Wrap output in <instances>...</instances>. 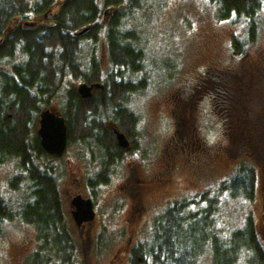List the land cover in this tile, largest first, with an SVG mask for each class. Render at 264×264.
<instances>
[{"label": "rangeland", "instance_id": "obj_1", "mask_svg": "<svg viewBox=\"0 0 264 264\" xmlns=\"http://www.w3.org/2000/svg\"><path fill=\"white\" fill-rule=\"evenodd\" d=\"M26 1L32 5L38 0ZM64 1L54 0L45 16L32 15L29 20H22L23 24L52 26V19ZM138 2L135 10L122 17L118 27L121 34L129 36L130 47L139 54V62L134 64L138 69L134 73L127 71L118 80L142 87L141 91L130 94L123 105L136 121L129 124L124 118L117 119L115 114L121 116L119 110L113 111V116L96 119L92 116L93 109L86 106L84 120L95 133L88 136L89 141L81 142L85 145L68 141L65 153L59 157L42 147L38 134L42 115L50 111L63 117L66 95L80 96L78 89L83 85L91 87V96L95 97L97 90L104 89L103 84L88 85L84 81L91 75L92 62L100 65L105 83L110 77L112 66L106 29L121 7H100L97 22L101 21L102 27L95 44L85 39L88 28L82 29H87L85 37L78 34L81 29L74 35L81 42L77 63L83 74L75 79L66 72L53 96H50L51 85L45 88L49 94L44 104L36 110L32 107L27 123V133L33 141L38 136L45 154L36 152L33 156L40 157L37 161L44 171H53L58 185L64 213L59 232L73 240L71 263L141 264L131 262L133 251L140 245H151L160 216L175 203L191 205L202 201V195L214 199L220 186L234 180L242 165L255 173L252 202H246L238 192L231 196L226 190L221 192L213 216L204 212L211 200L202 201V208L189 206L184 215L197 220L201 217L204 221L209 218L214 225L212 238L217 237L221 243L228 242L233 233L244 228L247 218L252 217L257 238L264 247V8L256 18V37L250 43L248 20L234 16L221 21L217 5L209 0ZM233 40L242 43V55L234 54ZM23 47V42H19L12 58L0 61V76H6L0 79V119H5L3 106L11 100L2 90L4 79L7 78L6 84L15 80L18 71L29 62V56L22 53ZM30 90L36 96V91ZM112 125L132 142L129 153H121L115 145L117 134L111 130ZM32 140L26 141L27 148L32 149ZM19 164L17 158L0 162V198L13 215L3 221L0 264H24L38 243L35 228L24 224L19 217L34 203V188L27 169ZM135 165L144 177L161 174L170 165L175 169L167 175L169 184L148 186L144 200L137 202L133 185L129 184ZM77 195L85 200L93 196L95 223L86 235L72 213V208L75 209L72 202ZM139 204L144 211L132 222L129 215ZM136 255L141 262L142 255ZM196 264H213L211 241ZM234 264H255L253 253L240 248Z\"/></svg>", "mask_w": 264, "mask_h": 264}, {"label": "trees", "instance_id": "obj_2", "mask_svg": "<svg viewBox=\"0 0 264 264\" xmlns=\"http://www.w3.org/2000/svg\"><path fill=\"white\" fill-rule=\"evenodd\" d=\"M138 1L65 0L61 10L52 19L53 25L48 26L35 25V23L23 24L22 20H29L32 15L45 16L48 9L53 6L54 0H38L32 5L26 0H0V42L5 38V34L8 35L0 48V61L12 58L19 42L24 44L22 53L29 56L28 64L18 71V77L15 80L11 79L6 84L7 78L4 79L5 87L2 90L11 100H7L3 106L5 119H0V162L17 158L20 161V167L27 169L28 180L32 185L31 188H34L32 192L34 203L29 204L19 216L24 224L34 227L37 231V248L24 264H72V258H74L72 238H66L59 232L64 213L53 171L48 169L44 171L37 161L40 157L33 156L36 152L45 154L42 152L38 136L36 135L33 141L30 133H27L30 112L33 113L32 107L36 110L44 104L45 96L49 94H46L49 91H45V88L49 85H51L50 96L55 95L58 82L66 72L73 75L75 79L83 74L77 63L81 42L74 36L75 33L80 29L82 31L88 28L87 36L83 37L86 36V40L95 44L102 27L101 21L97 22L101 16L100 7L105 9L121 7L120 13L107 24L106 29L108 59L112 66L110 77L105 83L100 74V65L94 61L89 72L91 75L84 78L88 85L99 83L103 84L104 89L97 90V97L93 94L86 99L77 95L76 97L66 95L67 103L63 118L70 144H73L71 142L82 144L81 142H85L88 136L93 137L95 133L93 127L85 123L83 111L86 106L93 109L92 116L96 119L104 118L103 116L109 117L113 111L119 110L118 114L122 117L115 114L117 119L124 118L129 124L131 121H136L134 114L124 110L123 105L130 94L141 91L142 87H133L129 83H120L118 80L123 79L127 71L134 73L138 69L134 64L139 62L137 59L139 54L130 47L129 36L121 34L118 27L122 17L124 18L138 7ZM209 1L217 5V16L221 21L230 20L234 16L237 18L243 16L245 20H248V24H254L253 26L249 24L248 29L249 42L254 41L255 21L259 11L264 8V0ZM232 47L235 55L244 53L241 42L233 40ZM56 69L60 72L59 76ZM2 77L6 76L2 74L0 79ZM33 85L36 87H32ZM31 88L36 91V96L31 94ZM114 104L115 108H113ZM28 140L33 141L34 152L27 148ZM109 144H112L111 140ZM255 180V173L251 168L246 165L240 166L234 180L226 183L227 185L222 184L214 195V199H206L207 195L201 196L202 201L211 200L212 202L208 203L207 207L205 205L204 212H209L213 216L221 192L226 190L231 196L235 197L239 193L246 202H252ZM202 201H194L191 205L186 202L175 203L174 207L160 216L155 223L157 234H154L151 245L147 247L140 245L138 250L135 249L131 262L196 264L198 258L204 253L205 246L211 241L213 264L236 263L237 254L242 247L253 253L255 264H264V247L257 238L253 218L248 217L243 229L233 233L228 242L221 243L217 237L212 238L214 225L209 218L204 221L201 217L197 220L184 215V211L189 206L204 207ZM11 217H13L11 211L0 198V235L4 219ZM136 254L142 255L141 262Z\"/></svg>", "mask_w": 264, "mask_h": 264}, {"label": "water", "instance_id": "obj_3", "mask_svg": "<svg viewBox=\"0 0 264 264\" xmlns=\"http://www.w3.org/2000/svg\"><path fill=\"white\" fill-rule=\"evenodd\" d=\"M86 31L87 29L78 34L83 35ZM96 87L100 88L99 85H96ZM78 91L84 99L91 97V87H87V85L81 86ZM40 123L41 129L38 134L43 149L49 154H61L65 150L67 144L65 120L48 111L46 114L42 115ZM116 134L119 146L123 149H127L129 147V142L124 134L118 132H116ZM72 205L75 207L73 217L78 226L83 222H92L94 220L95 213L93 211V202L90 199L85 200L81 196H78L73 200Z\"/></svg>", "mask_w": 264, "mask_h": 264}, {"label": "flooded vegetation", "instance_id": "obj_4", "mask_svg": "<svg viewBox=\"0 0 264 264\" xmlns=\"http://www.w3.org/2000/svg\"><path fill=\"white\" fill-rule=\"evenodd\" d=\"M112 131L117 130L115 125H112ZM119 132V130H117ZM114 133V132H113ZM114 139H115V145L119 148V151L121 153H129L132 149H133V144L132 142L127 138L128 142H129V147L127 149H123L119 146L117 139H116V135H114ZM64 154V152L60 155H57L56 157L62 156ZM140 168V167H139ZM138 168V169H139ZM174 170L175 167H173L172 165L168 166V168L164 169L163 171H161V174H154V175H150L148 177H144L141 173H138L137 171V166H133L132 169V173H131V177L129 180V184L133 185V190L135 191V196L137 197V202L140 200H144L145 196L147 195V187L151 186L152 184H158V185H167L170 182H168V178L167 175L169 173L170 170ZM103 173L106 171V167L104 169H102ZM102 173V174H103ZM77 196H81V195H77ZM73 199V198H72ZM91 199H93V196L91 195ZM74 208H72V212H73ZM142 211H144V209H142V207L137 206L136 209L133 207V211L131 212V214L129 215L130 220L133 221H137L138 218L140 217V214L142 213ZM96 214V212H95ZM96 217V216H95ZM95 223V221L93 222H83L79 227V229L82 231V234H85L88 232V230L93 226V224Z\"/></svg>", "mask_w": 264, "mask_h": 264}, {"label": "bare ground", "instance_id": "obj_5", "mask_svg": "<svg viewBox=\"0 0 264 264\" xmlns=\"http://www.w3.org/2000/svg\"><path fill=\"white\" fill-rule=\"evenodd\" d=\"M94 129V128H93ZM95 130V129H94Z\"/></svg>", "mask_w": 264, "mask_h": 264}]
</instances>
